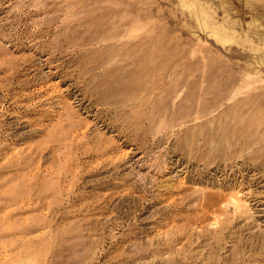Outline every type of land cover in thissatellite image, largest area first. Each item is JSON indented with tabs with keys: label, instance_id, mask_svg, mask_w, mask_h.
Wrapping results in <instances>:
<instances>
[{
	"label": "rangeland",
	"instance_id": "rangeland-1",
	"mask_svg": "<svg viewBox=\"0 0 264 264\" xmlns=\"http://www.w3.org/2000/svg\"><path fill=\"white\" fill-rule=\"evenodd\" d=\"M0 264H264V0H0Z\"/></svg>",
	"mask_w": 264,
	"mask_h": 264
}]
</instances>
